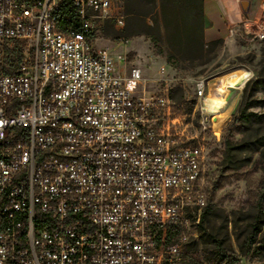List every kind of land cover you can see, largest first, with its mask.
Here are the masks:
<instances>
[{"label":"built area","instance_id":"1","mask_svg":"<svg viewBox=\"0 0 264 264\" xmlns=\"http://www.w3.org/2000/svg\"><path fill=\"white\" fill-rule=\"evenodd\" d=\"M261 9L229 36L263 42ZM121 11L118 0H0V51L30 43L33 54L0 69V264H194L204 151L173 136L168 92L138 94L142 72L121 74L97 47L106 22L124 26ZM207 87L195 81L199 99Z\"/></svg>","mask_w":264,"mask_h":264},{"label":"rangeland","instance_id":"2","mask_svg":"<svg viewBox=\"0 0 264 264\" xmlns=\"http://www.w3.org/2000/svg\"><path fill=\"white\" fill-rule=\"evenodd\" d=\"M263 1L205 0L204 33L207 47L203 50L204 57H201L196 46L185 39L177 42L182 44L179 55L170 53L163 35L156 42L143 36L124 40L120 36L126 27V17L120 1L124 26L119 27L115 21H108L98 33L97 47L110 52L121 74H125V68L127 71L135 68L142 72L143 80L138 94L157 96L168 92L171 102L168 121L175 139L182 145L201 147L204 151L202 186L208 205L218 209V220L209 218L204 224L205 232L198 227L196 233L192 232L189 236L187 247L198 264H205L202 254L206 249V235L216 237L217 242L223 245L224 264H264V251L254 255L257 247H264V228L253 248L249 251L245 247L251 232L254 207L264 199V154L260 151L251 156L247 148H241V136L233 131L230 137V127L244 103L248 83L244 82L245 78L252 72L255 75L252 81H255L264 73V41H257L252 33L242 40L230 37L228 32L242 19H262ZM245 2L249 3V9H243ZM246 10L250 12L244 13ZM147 25L154 27L151 18L147 20ZM251 29L255 30V27ZM186 31L187 28L181 25L178 35L183 37ZM214 42L219 45L212 56L207 57ZM15 46L8 45L9 48ZM20 48L24 57L33 58L30 43H22ZM3 58L4 50L0 51V63ZM163 68L165 71L161 74ZM228 73V77L212 85L204 101L197 97L196 80H214ZM233 76L236 78L234 81L231 80ZM162 78L168 79L169 83L160 82ZM226 83L228 86H225ZM226 87L231 92L227 100L222 99L220 93ZM253 89L248 92L251 98L247 101L253 103L248 112L262 118L257 127L264 129V88ZM218 115L226 117L227 121L222 130L216 133L214 120ZM228 139L237 149L230 161L226 151ZM216 185L219 188L213 191Z\"/></svg>","mask_w":264,"mask_h":264},{"label":"trees","instance_id":"3","mask_svg":"<svg viewBox=\"0 0 264 264\" xmlns=\"http://www.w3.org/2000/svg\"><path fill=\"white\" fill-rule=\"evenodd\" d=\"M124 7L125 12V29L120 37L124 40L136 37H146L152 42L159 40L162 35L166 38L168 49L172 55L181 54L182 44L177 43L185 39L196 46L204 57L203 50L207 47L205 43L204 33V2L205 0H119ZM151 18L154 27L147 25V20ZM72 20L71 16H66L65 25H69ZM183 25L187 28L186 35L180 37L178 30ZM173 29V30H172ZM178 36V37H177ZM14 48H9L8 45L4 47V58L0 63V69L6 74L14 73L24 59L23 51L20 44H15ZM219 44L212 43L207 57H211ZM244 103L239 111V115L234 118V122L230 127L232 137L233 131L243 138L241 148H247L249 153L255 155L262 151L264 154V129L259 126L262 121L256 114L248 112V108L253 105L247 101L251 98L248 92L253 89L258 90L264 88V73L255 81H249L246 84ZM261 132V133H260ZM263 132V133H262ZM234 145L228 139L226 143L227 158L233 160ZM219 185V184H218ZM216 185L213 191H216L219 186ZM254 215L251 222V232L246 241L245 247L250 251L257 243L259 235L264 228V199L254 207ZM218 209L213 205H208L199 226L201 231L205 232L204 224L209 221L218 220ZM205 250L202 254L205 264H224L225 263V249L221 243H218L216 237L206 235ZM189 259L198 264L192 257V251L187 247ZM264 251V247H257L254 250V255H259Z\"/></svg>","mask_w":264,"mask_h":264},{"label":"crops","instance_id":"4","mask_svg":"<svg viewBox=\"0 0 264 264\" xmlns=\"http://www.w3.org/2000/svg\"><path fill=\"white\" fill-rule=\"evenodd\" d=\"M223 9H225V7L223 8ZM249 9V8H248ZM250 12V11H249ZM248 12V10H246V11H244V13H249ZM243 21V19L240 21V23ZM239 23V24H240ZM124 67H125V64H124ZM126 69V68H125ZM230 74L228 73V74H225L224 76H221V77H219V78H215L214 80H208L209 82H208V87H207V96H208V93H209V91H210V89H211V87H212V85L213 84H215V83H217L220 79H223V78H225V77H228ZM234 77V80L236 79L235 78V76H233ZM232 77V78H233ZM246 79V78H245ZM232 81H234L233 79H231ZM232 81H231V83H232ZM245 82V81H244ZM225 86H228V84L226 83V85ZM230 86L231 87H234L235 85L234 84H230ZM227 88V87H226ZM220 93L223 95L222 96V99H225V100H227V99H229L230 97H231V92H229V90H228V88L226 89V90H223V88H222V90L220 91ZM206 96V97H207ZM206 99V98H205ZM204 99V100H205ZM203 100V101H204ZM225 104H227V103H225ZM225 106V105H224ZM217 117V116H216ZM214 123H215V120H214Z\"/></svg>","mask_w":264,"mask_h":264},{"label":"bare ground","instance_id":"5","mask_svg":"<svg viewBox=\"0 0 264 264\" xmlns=\"http://www.w3.org/2000/svg\"><path fill=\"white\" fill-rule=\"evenodd\" d=\"M234 80V79H233ZM209 82V81H208ZM235 87V86H234ZM226 121H227V118L226 117H223V116H217L215 118V125H214V129H215V132L216 133H219L222 128L225 126L226 124Z\"/></svg>","mask_w":264,"mask_h":264},{"label":"water","instance_id":"6","mask_svg":"<svg viewBox=\"0 0 264 264\" xmlns=\"http://www.w3.org/2000/svg\"><path fill=\"white\" fill-rule=\"evenodd\" d=\"M248 5H249L248 2L243 3V9H247L248 8Z\"/></svg>","mask_w":264,"mask_h":264}]
</instances>
